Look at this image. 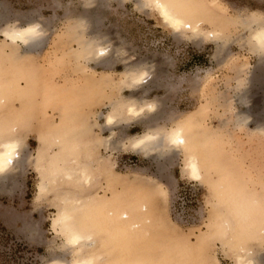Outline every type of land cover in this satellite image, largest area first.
<instances>
[{
  "label": "rangeland",
  "instance_id": "1",
  "mask_svg": "<svg viewBox=\"0 0 264 264\" xmlns=\"http://www.w3.org/2000/svg\"><path fill=\"white\" fill-rule=\"evenodd\" d=\"M186 2L201 11L194 18L199 21V28L220 32L219 40L193 37L188 30L172 31L155 11L141 6V0H0V28L19 27L29 21L43 26V40L30 54V58L35 57L34 67L26 64L27 60L26 66H22L26 73L34 69L38 79L37 94L31 98L32 114L24 116L26 123L21 127L22 167L9 175L12 180H0V264H53L55 259L71 264L77 258L75 248L66 244L59 223L54 222L61 204L58 195L74 194L76 188L72 183L60 181L54 189L40 191L37 155L42 144L52 139L54 144L49 152L60 149L54 140L61 139L57 132L61 126L64 133L65 121L61 119L65 117L67 129H73L70 125L77 127L72 135L91 127L94 136H109L111 131L101 127L103 119L98 118L99 114L109 111L110 104L116 101L127 103L132 92L143 102H157L156 117L161 115L158 127L169 129L183 123L195 126L200 160L206 155L214 162L213 167L204 169L203 182H196L185 171V152L175 151L162 157L137 153L129 147V139L147 131L149 124L146 119L127 116L112 129L113 150L81 144L82 149L87 148L91 155L94 153L91 160L100 154L108 158L113 175L106 177L92 168L95 172L89 193L85 191L87 195L107 202L114 197L132 200L150 211L149 201H139L137 197L148 190L154 194L155 211L153 215L150 213L153 239L148 248L139 243L134 247L135 253H144V248L148 250L143 256L152 261L150 264H170L176 260L177 264H234L239 247L249 248L250 255L254 254L264 264L262 222L253 229L256 234L251 239L253 243L245 234V241L232 239L224 231L223 223L232 222V214L226 203L218 202L213 195L214 186L224 181L226 186H235L242 203L256 195L257 200L253 198L264 208V59L251 51L248 39L254 22L264 21V0ZM80 17L87 21L82 24V31L80 24L75 23ZM105 39L113 65L110 68L98 66L91 55L85 58L81 55L90 47L87 48L84 40L97 43ZM5 43L0 33V61L11 59L10 64L14 65H7L13 69L3 73V77L9 78L20 71L18 63L21 62L15 59V47ZM19 50L16 48V52ZM32 59H29L31 64ZM139 65L150 71L143 88L131 85L129 77L122 74L125 70L130 76L135 74ZM25 67L29 69L25 71ZM243 93L248 97L250 119L255 122L243 123L239 116L246 110L240 101ZM27 101L23 99L29 105ZM18 106L16 100L7 102L4 108L0 105V125L13 123ZM64 110L65 117L61 114ZM82 155L80 158L84 159ZM92 164L98 167L96 161ZM156 187L162 190L161 194L154 191ZM261 217L264 219V212ZM218 221L223 226L217 236L212 229ZM99 239L96 238L93 251L100 255V263L117 264V258L122 256L121 248L115 249L110 243L100 246ZM172 251L176 257H168L167 261L165 255Z\"/></svg>",
  "mask_w": 264,
  "mask_h": 264
},
{
  "label": "bare ground",
  "instance_id": "2",
  "mask_svg": "<svg viewBox=\"0 0 264 264\" xmlns=\"http://www.w3.org/2000/svg\"><path fill=\"white\" fill-rule=\"evenodd\" d=\"M141 4H142L141 6L155 11L157 15L161 18V20L165 23V25L176 33H185L186 30H188V32L193 37H198V38L200 37L204 39H209V38L218 39V36H220V32L218 31L205 32L200 29L201 27L200 25H198L199 21L198 20L194 21V18L197 16L198 11L199 12L201 11L197 10V7L195 5H190V3L188 4L186 0H141ZM212 19L213 18H211V20ZM85 21L86 20L83 17H80L75 22L76 24H80L81 31L83 29L81 26L82 24L85 23ZM253 26L251 27V31L248 38L250 41V48L251 51L258 56V58H261V60H263L264 59V21H262L261 19L259 21H255ZM0 29H1L0 33L2 34L4 41L6 42L5 46H8L10 48L15 47L14 50L15 59L21 62L18 63L20 65L19 67L20 71L19 72H17L18 70L15 71L14 73L15 75L10 72L13 75L10 76L9 78H5V76L3 77V73L7 71L6 69L12 68V67L9 68L7 67V65L8 66L12 65L10 64L11 59L9 61L7 58H5L3 59V61L2 60L0 61V105L2 108H4L7 105V102H10L12 100H16L19 102V106L17 108L18 110H16L17 111L16 116L12 118L13 123H10V125H8L6 124V122H4L1 123L0 125V180L7 181L9 179V175L13 173L17 167H22L20 165V163L22 162L20 151L22 146L21 144L23 142L22 141L23 138L21 137L22 136L21 131L23 129H21V127L26 123L25 122L26 118L24 116H30V114H32L31 110L33 109V107L31 105V98H33L35 96V93L37 94L38 91L37 88L38 79L36 76V72L34 69H31L32 66L34 67L36 61L33 60L35 58L34 56H32L33 59L30 58V54L34 52V50L41 44L43 40V36H42L43 26L38 22L29 21L23 26L18 27L16 25H13V27H5L4 29L3 28ZM83 42L87 43V48L88 46H90L88 49H86V51L84 50L81 52L83 58H85L86 55H91L93 59H96L98 61L97 63L98 66L101 65L104 68H110L113 66L112 63L109 61L108 53L110 50H108L109 43L108 41H106V39L97 43H92L91 40L88 41L84 40ZM16 48L20 49L19 52L18 51L16 52ZM12 55L13 54L11 51V56ZM11 56L9 55V57ZM29 59H32L34 63L32 62L31 64ZM25 60H27L28 62L26 63ZM25 63L31 66L30 69L29 67H25V71L26 68L29 69L27 73L23 71L24 69L22 70L23 68L22 66ZM12 66L14 67V65ZM135 70H137L136 73L132 74L131 76L129 71L127 70H125V72L122 74H124L123 75L124 77L126 76L129 77V81L131 85H134L135 87L143 88L144 86H146L148 79L150 78V71L149 69H146L145 66L143 67L141 65H139L137 69L135 68ZM10 73L8 72L7 74L10 75ZM13 76L15 78L16 76L18 77L15 80L13 79L14 80L13 81L11 79V77ZM248 82H250V79L249 81L247 80L246 83ZM242 84L244 83H241V85ZM134 94L135 93L133 92L131 93V95L128 97L129 98L128 101L126 100L127 103L126 102L125 104L117 103L116 101V103L110 104L111 108L109 111H107L105 114L102 113L99 114L98 118L103 119L102 126L101 125L100 126L107 128L111 131V134H109V136L98 138L93 135V128L91 127H88V130L86 132L77 135L76 134L72 135V131L75 130L77 127L74 128L72 125H70L73 129L71 130L67 129L69 125H68V121L65 120L66 118L65 116L67 115L64 110L61 112V114L62 113L64 114L62 116L65 117L64 120L61 119V121H65L64 124L62 123L64 133H62L61 130L62 126H61V128L57 130V132L61 134V139H59V141L54 140L55 142H57L56 144H59L60 149L58 151L55 152L53 151L50 153L49 152L50 147L54 144L52 142L53 139L50 137L52 139V140L50 139L51 141L48 142L46 141L44 144H42L43 143L41 141L42 138H39L40 140L39 144L42 142L41 143L42 146L40 147V150L38 149L39 153L37 155L36 160L39 164L38 177L40 179V182L38 186L40 191L46 192L50 189H54L55 186L59 185L60 181L62 183L64 182V184L65 182H67L66 184L72 183L71 185L72 186L74 185L76 191H78L77 193L74 190L75 191L74 194L71 193L70 195H63V194L58 195L61 204L58 208L57 216L54 219V222L59 223L60 225L59 230L60 233L65 238L66 244L74 247L76 253H78L77 258L74 259L71 264H101L100 263L101 261H99L100 255L93 251V248L96 245V238L98 239V237L101 239V240L99 239L101 241L100 246L103 245L106 246V244L110 243L114 245L115 249L116 246L121 248L122 256L120 258H117L119 259V261L117 260V264L119 263L150 264L151 260L148 262V260L144 259L143 256V254L146 251V248H144L145 249L143 251L144 253H137V252L135 253L134 247L138 243L139 246H143L144 244L145 247L147 246L149 247V242L151 241V239H153L152 234L150 233L151 232L150 213L152 212L151 215H153L155 211V207L152 206V199L154 198L152 195L154 194L150 193L148 190L146 192L143 191L137 197L138 198L137 200L139 201H142V199H145L146 202L149 201V204L151 206L150 211L146 210L145 205L139 204L137 202H133L132 200L128 201L124 198L114 197L107 202L106 199L98 198V197L96 198L91 196L90 194L87 195L85 191H87L88 189L90 190L91 188L92 177H93L92 174L95 172L93 171V169H95L99 174L106 175V177L107 176L110 177L113 175L111 169L109 168L110 166L108 165V158L103 157L100 154V156H97V158H95L96 160L95 159L91 160V158L93 157L92 155L94 153L91 155V153H88L87 148L82 149L81 144L89 143L91 147L94 146L96 148L98 146H101L104 147V149L106 150H113L114 141L112 139L115 133L112 131V129L115 127L116 123L122 122L127 116L132 119H146V121L149 124L148 125L149 129L143 132L141 135L136 137H131L129 139L128 145L132 150H135L137 153H143L145 155H154L160 157L166 155V153L169 154L175 151L185 152L187 155V157L185 156L186 162H184L185 171L187 173V176L196 182L203 180L205 173L204 169L206 168L208 169V167L212 169L213 167L214 162L212 161L211 158L210 160L207 159L206 155H205L206 157L203 156V159L206 158L209 162L203 159L200 160L198 154L199 152L197 151V148H199V146L197 143L198 138L195 134V132L197 131L195 126H193L190 123L189 124L183 123V124H177L175 125V127L169 129H164L161 126L158 127L156 124L158 118H161V115L159 117H156L158 114L157 102L148 101V100L143 102L138 98H136ZM244 94L245 93H243V95L241 96L242 98L240 99V101L246 107V110L242 112V114H239V116H241L243 123H247L249 122V120L251 122H255L254 119H250V106L247 103L248 97ZM23 99L28 100L27 103H29V105H27L26 102L23 103ZM58 125L60 126V124ZM51 127L53 126H50V128ZM54 127H56V125ZM95 127H98V125H95ZM101 127L100 129H102ZM45 139L46 138H44V141ZM47 139H49V137H47ZM84 147L87 146L84 145ZM55 148L57 149V147ZM82 153H84V159H81L83 158ZM95 161L98 167H95V165L92 164L95 163ZM91 165L94 166L92 167ZM9 180H12V178ZM93 185L95 186V184ZM226 185L227 184H224V181H221L213 188V195L215 194L214 196L218 198L219 200L218 202L226 203L227 209L230 210L232 214L231 221L233 223L228 220L223 222L225 224L224 231L227 232L229 235H231L232 239L234 238L245 241V237L247 236V238L250 237V241L252 242L251 239H255L253 237L254 235H256L253 234V229L256 227L257 224H260V222H262V225L264 226V219L261 217L262 212H264V208L260 207L259 203L256 201L257 200L256 195H254L255 197L253 196L256 200L253 197H252L253 199L248 197V199L243 201L242 203L241 197L239 196L240 193L235 188V186H233V184H231V186H226ZM154 191L160 192V194L162 193V190H160V188L158 187H156ZM80 193L82 194L86 193V195L84 194L80 195ZM133 200L135 201V199ZM241 205L243 206L239 208ZM107 209L109 210L107 211ZM260 209H262V211H260ZM219 222L220 221L215 222L214 227L212 229V233L215 235L214 232H216L217 236L220 233V231H222V226H223V225L221 226ZM219 236L221 237V235ZM261 236L259 235V237ZM256 237L258 238V236ZM240 242L241 241H239V243ZM245 248L244 247H239V249L237 248L239 250L238 251L239 253L235 255L234 264H262L260 259H256L254 257V254L253 256L252 254L250 255L249 252L251 251H248L249 248L247 249ZM174 254L176 253L172 251L170 254H167L170 256L165 255L166 260L168 259V257L170 258L172 257L174 259V257H176V255ZM141 255L143 256V259ZM135 257L137 259H134ZM188 257L190 256L188 255ZM114 260H116V258ZM114 260L113 263H116V261ZM110 262L111 261H109V263ZM154 262L157 261L155 260ZM104 263L107 264V261H105ZM53 264H62V262L55 259L53 261ZM164 264H169V263H164ZM174 264H177V260L175 261Z\"/></svg>",
  "mask_w": 264,
  "mask_h": 264
}]
</instances>
